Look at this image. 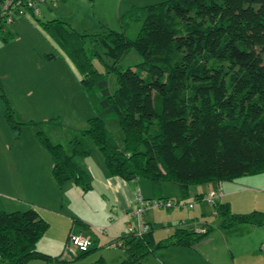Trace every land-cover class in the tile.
I'll return each instance as SVG.
<instances>
[{"label": "trees", "instance_id": "16d2710c", "mask_svg": "<svg viewBox=\"0 0 264 264\" xmlns=\"http://www.w3.org/2000/svg\"><path fill=\"white\" fill-rule=\"evenodd\" d=\"M117 20L121 31L101 24L100 33L89 35L59 19L40 21L30 16L74 68L92 111L85 128L69 140L68 151L51 143L40 130L49 122L14 119L0 84L5 125L14 134L21 126L34 128L35 141L51 160L54 183L60 188L72 182L83 193L90 190L89 177L76 161L91 153L83 138L100 153L110 176L144 180L155 194L163 184H171L184 199L190 187L261 174L264 0H163L132 7ZM138 21V32L129 39L123 23ZM8 29L0 35L2 42L15 39ZM130 50L140 62L121 69L118 63ZM103 55L110 59L109 65L102 62ZM93 59L103 63L104 74L93 68ZM108 74L114 75L117 86L113 93L108 92ZM108 118L117 122L121 146L104 124ZM213 209L220 217V229L264 224V214L258 212L233 214L226 204H214ZM73 223L82 226L77 219ZM47 229L48 224L32 207L0 211V262H62L60 255L50 257L35 250ZM209 230L176 227L159 241L152 239L149 229L140 237L123 233L113 241L125 252L116 264H140L149 254L167 247L189 248ZM93 243L76 256L87 255ZM92 264L106 263L99 258Z\"/></svg>", "mask_w": 264, "mask_h": 264}, {"label": "crops", "instance_id": "0c3cea01", "mask_svg": "<svg viewBox=\"0 0 264 264\" xmlns=\"http://www.w3.org/2000/svg\"><path fill=\"white\" fill-rule=\"evenodd\" d=\"M65 1L60 2L64 3ZM69 1L64 3V6H67ZM60 18L58 19L68 23L75 30H79L75 25L84 32L91 26L88 24V19L77 21L73 19L75 17L72 18L70 15L64 19ZM98 22L108 27L104 19ZM26 26H33L41 33L36 24L28 19L14 20L8 29L15 35L13 40L18 41L21 35L20 32L26 30ZM44 37L48 39L45 35ZM48 41L52 49L57 48L49 39ZM55 50L66 63L67 66L65 63L62 64L67 67L68 73L71 72L73 77H77L76 79L79 80L72 65L58 49ZM53 83L57 86L59 82ZM34 85V88H42L45 86V82H36ZM18 86L22 87L23 85L20 83ZM32 92L31 90L26 91L20 97H29ZM0 125V130L8 129L3 122ZM95 157V162L88 157L76 159L79 167L87 173L91 184L90 190L83 193L72 182H66L60 188L54 183L50 174L51 160L34 137L29 138L26 142L20 138L14 143H3L2 145L0 143V158H2L0 160V211L13 212L32 207L37 211L40 218L48 224V229L42 239L54 244L59 250L62 246L64 249L67 236L72 232L89 237L91 242H94L93 244L97 240L100 243L101 240L104 242L103 246L108 247L106 251L111 252V254L103 253L98 258L93 257L95 259L91 262L99 258L106 264L120 262L124 258L117 255V253H113L111 249L118 248L113 244V241L118 239L125 231V228L123 230L119 229V223L122 222L125 227L131 221L129 213L134 207L133 196L135 191L138 189L144 200L163 198L172 201L162 194L155 195L151 191L148 182L139 179L124 181L118 177L110 176L103 166L102 158ZM263 179L257 176L254 178L242 177L231 182L196 186L192 188L194 189L192 192L189 188L188 194L191 193L193 201L200 204L204 202L199 201V197L215 192L219 194V197L214 204H226L233 214L250 213L247 212L248 210H262L251 212L264 214V209L251 207L250 199L245 196L246 191L243 189L244 186L249 185L254 188L251 192L255 195L264 196ZM163 185L159 192L165 189L166 186ZM93 189H95L94 193H98V195L95 194L97 199L102 196L105 200L102 221L99 223L92 219L99 215L98 203L92 196ZM214 204L208 205L214 207ZM189 205H187V209H190L192 213L190 212L186 216H182L180 211L166 212L162 219L166 222L164 224L165 228L162 230V232H165L166 237L155 240L153 238L154 234L151 233L152 239L154 241L163 240L171 235L176 227L192 228L195 231H204L208 228L210 230L189 248L167 247L158 249L153 254L146 256L140 264H263L264 253L260 251V245L264 238L262 225L240 224L227 229H220L218 228L220 217L216 210L213 209V215L217 218L211 220L206 217L203 206L196 208L195 211V207L188 208ZM63 206L68 211H63ZM73 219H77L82 226L74 225ZM143 222L153 232L151 225L155 222V219L148 214H144ZM109 242L112 243L109 244ZM109 247L112 248L109 249ZM43 252L51 256H59L61 253H58V249L53 252Z\"/></svg>", "mask_w": 264, "mask_h": 264}, {"label": "rangeland", "instance_id": "374dc122", "mask_svg": "<svg viewBox=\"0 0 264 264\" xmlns=\"http://www.w3.org/2000/svg\"><path fill=\"white\" fill-rule=\"evenodd\" d=\"M163 0H70L67 6H64L68 0L64 3H61L59 0L54 3H42L39 5V14L36 16L40 21H46L50 19H64L69 15L75 18L77 21H82L88 19V24L91 25L86 31L87 34H96L100 33V22L101 19H104L108 25V29L114 31H121L120 24L118 23V16L122 17L129 9L132 7L140 8L148 5H152ZM30 18H16L15 20H24ZM27 24V23H25ZM125 26V35L129 39H134L139 27L140 21L128 23L124 22ZM27 27V26H26ZM75 27L82 32L80 27ZM9 28V26L7 27ZM21 35L17 40H8L7 42H2L0 40V84L2 86L3 93L9 103L11 110L13 111L14 119H22L26 122H32L34 124H44L49 122L41 127V131L46 135V137L53 144L62 145L67 151L69 148V140L79 132L83 130L86 126V120L92 117V111L89 108L87 101L81 94V90L78 86V80L73 77L72 73H68L67 67H64V60L60 54L56 52L55 49H52L48 39L44 37L39 31H37L33 26L27 27L26 30L20 32ZM90 44H86L88 47ZM49 55L50 59H45L44 57ZM93 68L99 72H105V67L103 65L110 64V59L106 56H102V62L100 63L97 59L92 61ZM140 62V57L134 50H130L118 63L121 69H126L128 67L133 68L136 64ZM63 63V64H62ZM66 65V63H65ZM67 66V65H66ZM45 82V86L42 88H34L36 82ZM58 81L56 86L53 82ZM107 88L109 93H113L116 90V83L113 74H108L106 77ZM65 82V83H64ZM22 84V87H19L18 84ZM49 84V85H48ZM53 84V85H52ZM75 87H74V86ZM76 88V91H75ZM33 91L32 95L29 97H20V95L26 91ZM3 103L0 100V123L4 122L3 119ZM106 128L110 131L114 137L116 143L121 146L122 144V133L117 125V122L114 119L108 118L104 122ZM1 126V125H0ZM35 130L30 126H21L20 132H18L17 137L13 132L8 129L0 130V143H14L17 142L20 138L25 142L29 138L34 137ZM83 142L91 148V153L88 156L90 160L95 162V156L101 158L100 153L93 147L91 142L87 138H83ZM2 160V158H0ZM257 177L264 178V171L256 175ZM256 176H249L244 178H254ZM264 180V179H263ZM144 181V180H143ZM146 182V181H144ZM166 186L161 192L155 195H164L167 196L171 201L173 206L165 211L166 209H153L145 214L152 216L155 219V222L151 225L153 230V238L155 240L161 239L165 236V232L162 230L165 228L163 221L164 214L166 212H181V215L190 214L191 210L187 209V205H191L196 208L203 206L206 211V217L214 220L217 216L213 215V207L204 203H195L193 201L192 194L189 193L188 196L184 199H181L178 195L176 187L171 184H164ZM194 187H190L192 189ZM245 196L250 199L251 207H256L257 209H264V196L255 195L251 192L254 188L252 186H244ZM196 190V189H195ZM93 189V199L95 198L97 207L99 209V215L95 218V222L99 223L102 221L103 216V203L104 199L102 196L98 199L96 198ZM264 192V191H263ZM262 198V199H261ZM178 202V204H176ZM23 209V208H22ZM63 211H68V209L63 206ZM253 209V208H251ZM20 210V211H24ZM108 210V208H107ZM74 211V210H73ZM251 211H262V210H248ZM192 213V212H191ZM147 216V215H146ZM184 216V217H185ZM104 219V218H103ZM143 219V218H142ZM124 229V224L119 223V229ZM149 228V227H148ZM258 229V228H253ZM125 230V229H124ZM125 233V231H124ZM104 242L100 240V243L95 242L94 249L90 251L87 255L79 258L76 255L78 252L73 250V255L65 254L63 246L57 248L54 244H50L46 239H39L35 244V250L45 254L43 251L53 252L58 249L60 253V258L62 262L52 261L50 263H44L42 261H32L29 264H92L93 257L98 258L100 255L111 254V252L106 251V246H103ZM112 247H109L111 249ZM113 253L121 257H125L119 248H113ZM50 257H58V255ZM59 258V259H60ZM117 260L119 258H116ZM264 264V261H262ZM0 264H6L1 263Z\"/></svg>", "mask_w": 264, "mask_h": 264}, {"label": "built area", "instance_id": "2783aa9c", "mask_svg": "<svg viewBox=\"0 0 264 264\" xmlns=\"http://www.w3.org/2000/svg\"><path fill=\"white\" fill-rule=\"evenodd\" d=\"M58 0H0V35L3 34L7 26L16 18H30L31 15L39 14V5L42 3H54ZM60 1V0H59ZM219 194L211 192L199 198V201L209 205L214 204L218 199ZM133 210L129 213L131 221L125 226V233L140 237L148 232V228L143 222V215L153 209H170L173 204L170 201L164 200H144L140 196L138 189L133 196ZM191 208V205L188 206ZM264 231V224L262 226ZM91 240L89 237L77 233H69L64 245L65 254L73 255V250L76 252H84L90 246ZM119 246V242L113 243ZM260 251L264 253V238L260 245Z\"/></svg>", "mask_w": 264, "mask_h": 264}]
</instances>
